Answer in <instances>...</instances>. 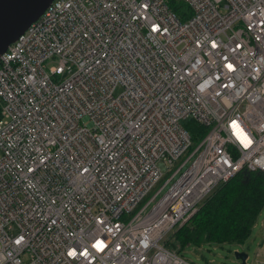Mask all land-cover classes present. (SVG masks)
<instances>
[{
    "label": "built area",
    "instance_id": "2783aa9c",
    "mask_svg": "<svg viewBox=\"0 0 264 264\" xmlns=\"http://www.w3.org/2000/svg\"><path fill=\"white\" fill-rule=\"evenodd\" d=\"M182 1L54 0L1 55L0 264H194L163 240L264 174V0Z\"/></svg>",
    "mask_w": 264,
    "mask_h": 264
},
{
    "label": "trees",
    "instance_id": "16d2710c",
    "mask_svg": "<svg viewBox=\"0 0 264 264\" xmlns=\"http://www.w3.org/2000/svg\"><path fill=\"white\" fill-rule=\"evenodd\" d=\"M165 3L178 20L190 16L182 0H165ZM184 122L192 150L207 133V127L191 119ZM263 208L264 174L242 171L219 184L202 201L196 214L163 240V246L181 255L187 246L242 244L250 236Z\"/></svg>",
    "mask_w": 264,
    "mask_h": 264
},
{
    "label": "rangeland",
    "instance_id": "374dc122",
    "mask_svg": "<svg viewBox=\"0 0 264 264\" xmlns=\"http://www.w3.org/2000/svg\"><path fill=\"white\" fill-rule=\"evenodd\" d=\"M55 65V63L50 64V66ZM182 123L185 122L183 121ZM170 176L171 173L164 172L163 178L151 194L163 185ZM167 188L168 187L163 191ZM175 231H177V229ZM236 252L247 254V264H264V208L259 214L250 236L244 243L203 245L198 248L187 246L182 250L181 256L194 264H241L235 256Z\"/></svg>",
    "mask_w": 264,
    "mask_h": 264
},
{
    "label": "water",
    "instance_id": "95a60500",
    "mask_svg": "<svg viewBox=\"0 0 264 264\" xmlns=\"http://www.w3.org/2000/svg\"><path fill=\"white\" fill-rule=\"evenodd\" d=\"M54 0H0V57ZM241 264L247 254L236 252Z\"/></svg>",
    "mask_w": 264,
    "mask_h": 264
}]
</instances>
